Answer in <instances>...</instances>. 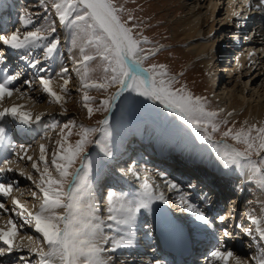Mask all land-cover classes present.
I'll list each match as a JSON object with an SVG mask.
<instances>
[{"label": "snow or ice", "instance_id": "obj_1", "mask_svg": "<svg viewBox=\"0 0 264 264\" xmlns=\"http://www.w3.org/2000/svg\"><path fill=\"white\" fill-rule=\"evenodd\" d=\"M261 3L264 4V0H261ZM42 6L47 7L43 3ZM51 7L55 9L59 24L70 29L69 38L73 47L79 48L81 59L77 64L84 68L80 75L83 107L87 109L89 116L93 111L109 112L114 102L121 97V93L131 90L142 97L159 102L168 112L174 113L181 121L196 130L201 140L212 143L214 134L220 133L222 139L216 143L223 146V150L218 151V155L224 167L235 166L239 169L250 167L252 172L250 179H257L261 185H264V122L257 124L245 120L239 126L232 122L231 126L221 130L222 125H229L227 118H220L223 109H210L206 97L193 94L186 85L177 87L178 82L174 75H170L166 65L150 64L144 67V61L155 53L146 51L142 47L143 44L149 43L147 36L138 34L136 31L138 25L130 23L135 20L134 16L129 14L127 19L123 18L125 8L123 5L118 6L116 0H54ZM32 15L29 13L28 19L21 18L26 25H32V30H25L22 34L17 30L10 35H0V45H7L14 50L43 46L44 58H51L60 44L59 37L53 35L57 31L56 21L53 20L50 25L40 24L37 27L36 23H39V20L34 22ZM234 15L238 16L239 13ZM4 59H6L4 53H0V61ZM94 60L101 62L98 67L103 75L99 79L92 77L96 69L88 67L89 62ZM39 64L40 61L33 58L31 67L37 68ZM39 70L44 71L42 68ZM61 71L67 74L68 69L63 68ZM77 71L79 72L80 69L78 68ZM19 77V73L0 74V101L10 97L14 91H20L13 83L18 81ZM39 82L43 91L51 98L50 102L62 104L64 97L54 90L50 77L41 75ZM23 83L32 87L29 80H24ZM69 83V79H63L61 89L66 91ZM89 88L105 92L112 88L116 90L104 98L99 107L94 108L91 102L95 97L88 94ZM44 115L41 113L33 119L31 112L23 105L13 104L0 110V122L12 117L20 124L31 127L40 124ZM231 115V112L227 113V116ZM97 124V127L80 125V131L76 133L79 139L74 143L69 137L72 135V129L76 127L75 122L64 124L60 128L59 138L56 140L50 161L45 144L39 146L38 160H33L32 156L27 155L28 149L24 145L13 148L17 159H27L31 162L32 169L39 174L37 181L22 169L11 167L15 161L7 155L9 146L6 141L9 129L4 123H0V145L4 146L0 149V155H3L2 163L5 165L0 167V174L19 172V175L26 176L32 181L42 194L39 209L35 212L26 208L16 197H12L11 211L15 216L20 217L21 222L18 223L16 219L10 217L7 226L0 227V245H2L0 256L11 253L14 249H26L39 258L37 264H108L102 254L130 245L134 235L133 227L141 210L151 211L154 199L164 200L163 195L154 196L150 190L151 186L145 181L138 196L129 198L114 191L108 192L107 223L96 215L98 209L92 201L89 189L88 172L91 169L85 162L88 145L100 146L105 157L113 156L108 146L111 137L107 127L108 118L99 120ZM50 127L55 128L56 125ZM96 133H101L103 139H94ZM45 137L48 138L47 131ZM228 139L234 143H227ZM236 145H243V148H238ZM77 161L80 162L81 167H76ZM41 164H43L42 168ZM133 175H136L134 171ZM17 183L0 182V210L5 213L9 209L2 202V198L10 196ZM170 186L176 187L175 184ZM32 196L35 197L36 193L33 192ZM58 209L64 211L59 212ZM187 210L193 211L191 206H188ZM195 219L205 225L209 223L202 212L197 213ZM219 219L223 221L225 218L221 216ZM251 220L257 225L255 231L258 233V239L264 241L261 221L257 217H251ZM28 227L39 234L37 240L42 239L43 244L47 245V250L34 243L33 236L19 235ZM105 227L115 228L118 233H123L118 240L111 239L113 244L111 249L101 247L97 243L98 237L102 238L105 244L109 243L108 237L101 236ZM245 231L247 235H252L251 230ZM224 235L226 237L229 235L227 230ZM210 255L216 264H230V261L233 264H244L241 257L223 246L216 247ZM252 259L258 260V264H264V252L260 257H252ZM21 260L22 264H30V261L23 257ZM156 264L160 262L157 261Z\"/></svg>", "mask_w": 264, "mask_h": 264}, {"label": "rangeland", "instance_id": "obj_2", "mask_svg": "<svg viewBox=\"0 0 264 264\" xmlns=\"http://www.w3.org/2000/svg\"><path fill=\"white\" fill-rule=\"evenodd\" d=\"M5 1L8 3L11 1V3H13L15 8L17 9L16 18H15L17 22H14L13 19L10 20L11 28L6 30L7 31L6 35H10L13 31H17V30L21 32L20 29L23 26L22 25L23 20L21 18L24 17V19H28L29 13L33 14L31 18L34 20V22L37 19L39 20V23H36L37 27H39L40 24L50 25L53 20L56 21L55 26L57 28V31L53 35L59 37L60 44L58 45L54 59L56 58L55 61H61L63 62V64H65L66 68L68 69V74L70 75L72 80V81L70 80L71 81L70 87L66 91L67 97L65 98V100H63L62 104L50 102L51 98L48 96L47 93L43 91L42 85L39 82L40 75L39 76L37 74L34 75V73L29 72L26 75L25 74L20 75L18 81H16L18 83L14 82L15 87L20 89V91H14L13 94L10 97H8L10 101L8 98L7 100L0 101V110H3V108L5 107H9L10 104L11 105L19 104V105H23L26 110L31 112L33 119L35 118L36 115H39L41 113L45 114L42 117V122L40 124H37L39 125L38 129L39 131H41V134L36 138L31 139L29 143L31 149H29L27 155L32 156L33 160H38L40 155L39 146L41 144H45L48 150L47 154L50 161L52 151L56 147V140L59 138L60 128L64 124H67L70 121L75 122L76 127L72 129V135L69 137V140L74 143L77 139H79V136L76 133L80 131V125H84L86 127H97L98 126L97 122L99 120L104 119L106 117V114L109 115V112L110 111L112 112V107L109 112L93 111V114L91 116L88 115L87 109L83 107V100H82L83 92L81 91L80 75L82 74L84 68L82 65L77 64V61L81 59V55L79 52V48L73 47L71 39L69 38L70 29H67L68 37L66 41L62 42V37H61L62 31L60 28L61 25L59 24L58 17L55 14V9L51 7L54 0H5ZM217 1L219 3H216L218 4V8L215 14H213V6H211L210 0H116V3L118 6L119 5L124 6L125 12L122 14L124 19H127L129 14L135 17V20L131 21L130 23H135L138 25V28L136 29L137 33L142 34L143 36H147L149 43L143 44L142 47L146 51H151V52H153L154 49H156V47H159L158 50L155 52V55H150L149 58L144 61V67H148L150 64L166 65L170 75L175 76L178 82L176 84L177 87H179L180 85H186L187 88L193 94L206 97L208 101V107L210 109L213 110L223 109L220 118L221 119L227 118L229 120V125H222L221 130H223L224 128L231 126L232 122H235L237 126H239L245 120L251 123V120L257 118L258 109L264 111L263 110L264 109V63H262L261 60H258L257 62L259 65L257 64L256 66H254L253 69L248 70L249 67L252 66L251 64L255 61V59L257 58L261 59L264 57V53H263L264 44L262 45L260 44V46H258L259 44L258 45L255 44L253 46H250L251 49L247 50L248 48H250L248 46L251 45L249 43H252L250 42V37H247L248 36L247 32L243 33V35H241L239 40L238 39L235 40L236 37H234V35L238 27L237 22L239 21V17L242 16L240 11L241 10L244 11L243 15H245V17H243V19H245L246 15L248 14V11L245 12L246 10L245 7H244L245 10L240 7L243 4L241 3L242 0H238V2L237 0H217ZM254 2H255L253 4L254 9L251 7V9L253 10L252 14L254 12L255 14L258 12L257 13L258 15L254 18L249 17L250 21L251 19H254V21L252 20L253 21L252 29L254 28L255 29L253 30L252 33L256 35H262L263 33L260 32L258 26L264 23V8L260 6L257 8V5H259L258 2L257 1ZM42 3L47 7L42 6ZM238 3H240L238 6V11L241 16L240 15L237 16L234 14L233 16H231L232 13L230 12V10H233V8L236 7ZM194 15H197V17H193ZM197 18H200V22H202L201 24H203L201 33L195 36L194 38L186 39L185 37L182 36V32L185 29L186 24H189L191 20L196 21ZM247 21L244 20V22ZM213 22H215L214 28H212ZM25 29L32 30V25H27V28L25 27ZM213 41H215L213 53L216 55L215 57H213L214 59H210L212 51L208 50V48L211 45V43H213ZM200 42L203 43V45H201ZM256 43H264V36H258V41ZM194 45H197L202 48L205 45H207V48L205 49L204 53L199 54L197 50H192ZM256 45L258 47H256ZM1 48L2 47L0 45V53H3ZM242 54L246 55L248 59L251 58L250 59L251 63L245 65V67L238 65L237 58ZM38 56L40 58L41 56H43V53H40ZM44 60H46L44 56L42 57V59H39L40 62H43ZM15 61L16 59L9 60V65L3 68L7 72H9L8 74L15 75L19 73L18 71H16L17 65L15 66V68H11L13 62ZM100 63L101 62L99 60H94V61H90L88 64V67L96 69V71L92 73L93 79H99L103 75L101 69L98 67ZM43 64H45L44 68L49 67L48 61H44ZM74 65H77V67L80 69L79 72L77 71L78 68H76L75 71L71 69ZM225 68L228 69L229 71L225 70ZM12 69L13 70L15 69L16 73ZM230 70L233 71L231 72ZM255 73L259 74L260 76V78H258L257 81H255V77H257ZM216 74H218V78H219L218 79V85H220L219 88H217V86H212ZM24 80L31 81L32 87H28L24 85L23 83ZM34 86L42 90L43 92L41 91L42 93L37 94L36 96H30L31 93L33 92ZM115 90H116L115 88H112L109 89L107 92H105L103 90L89 88L87 91L90 96L95 97V99L91 103L94 108H97L99 107L101 101ZM125 98L127 99L125 100ZM249 108H253V109H251V112L248 114L249 115L248 118L244 119V117H240L241 116L240 114L243 113L244 111L249 110ZM166 110L163 107V105L159 104V102L147 99L145 97L140 96L138 93L129 90L127 94H125V96H123V98L120 101L117 116L114 117L115 119H113L112 121H109V124L107 126L109 131L111 132V137L109 138V145H108L111 151H113L114 148H116V145L120 141V138L126 139L127 142L129 141L133 142L135 135L141 137L144 134L145 135L147 133L149 134L154 130L163 131V129H166L167 127L168 128L171 127V129L173 130L174 129L178 130L179 133H184V135L185 133L186 135H189L190 134L189 132L192 133V131H190L188 128H184L183 126L184 124L180 121L179 117H176L175 114L170 113ZM229 112L232 113L230 117L227 116V113ZM14 121L16 122V120H14L12 117H7V122L5 121L0 123H4L5 125H7L10 124V122H14ZM53 124L56 125L55 128L50 127V125ZM145 128L147 130H145ZM45 131H47L48 133V138L45 137ZM214 136L217 137L218 139L221 138L220 133H216L214 134ZM93 138L103 139L101 133H96ZM228 141L231 143L233 142L231 139H228L227 143H229ZM6 143L9 146L8 158L13 159L15 161L11 165V167L16 169H22L26 174H31L33 176V179L38 181L39 174L32 169L31 162L27 161V159L19 160L15 157V154L12 149L18 148V146H16L15 143H11L10 146L8 140ZM239 146L243 148V145H239ZM109 158L110 157L104 156L100 146L95 144L88 145V149L85 156V162L90 165V169H91L88 172V178L90 181L89 189L91 192L92 201L95 207L98 209L96 215L101 219H104L105 221H107L106 218L108 215L106 209L108 206L107 191L109 189H112L117 194H124L126 196L128 195L127 197L131 198V195L138 196L142 191V186H141L142 181L144 182L147 181L148 184L151 183V181L148 180V175L145 170L142 171L143 177L141 175L133 177V175L127 174L128 172L125 173L124 168L126 167L124 163L122 164L123 165L122 167H119L120 169L119 172L123 171L125 173L124 174L125 176L126 175L131 176L132 181L129 184L126 185L123 184L118 187L113 186V188H111L108 185L107 187H103L105 181H107L111 186V184L114 183L116 184V181L119 180L120 177L117 176L115 179L112 178L111 176L104 177V173L106 172L104 170L105 166L110 165L109 163H111V159L113 160V157L111 159ZM254 159L256 158L254 157ZM176 165L177 164L174 163V166ZM181 165H178V168H174V169L177 171H179L178 169L184 171L187 165L186 166L184 165L181 166ZM1 166L5 167L4 164L0 165V167ZM40 166L42 168L43 164H41ZM76 167H81L79 161H77ZM111 168L113 169L112 166ZM245 168L248 169V171H251L250 167H245ZM52 170H53V174L55 175L56 173L54 168ZM158 172H159L158 175L161 177V179L160 178L159 180L157 179L158 183L164 184L165 187L168 186L169 188L173 189L172 191L170 190L172 194L168 193L169 192L168 191L167 194L163 196L166 198V201L167 198L169 197L168 196L169 194L170 196L173 195L172 198L173 201L176 200L175 202H178V204L182 203V205L180 206L177 205L172 207L174 210H176V213H182V216H178V219H176L177 221H179L182 224L190 223L193 225V231H203L209 233V235H213V233H215V235H219L221 230H217V229H220L223 226L226 227L227 231L230 230L231 227L228 226V222L219 223V221H215L213 219L214 217L213 212L211 214L210 210L208 209L210 205H207L202 198L201 199L200 197L196 198L195 201V199L193 200L194 196L191 198L190 196H188V194L191 193L189 192V190H187V188H189L191 184L192 185L194 184L195 185L194 187H198L197 186L199 184L198 181L196 182L195 179L193 180V178H191L190 181L181 184L178 180H175L169 174L168 176L167 173L165 175V171L158 170ZM160 172H162L163 174L162 173L160 174ZM14 173L19 179L15 177H11V175L9 176L7 175L8 178L5 180L3 177V180H1L0 182L13 181L19 183V181L22 180V178H24L26 179L27 183H25L24 185L23 184L19 185L17 183L11 195L2 198V202L5 203L9 211L5 213L2 210H0V227H6L7 220L10 217L16 219L18 223L21 222L18 221L20 217L15 216V213L11 211L13 207L12 197H16L17 199H19L21 204H23L26 208H28L30 211L33 212L39 209L40 202L42 199V194L32 183V181L28 180L26 176L19 175V172H14ZM83 175L84 173L82 172L81 176L83 177ZM188 175H190V173ZM139 177L140 179H142V181H140V179H137ZM231 181L234 185L237 182H239L241 185L240 193L242 192L244 193L243 198L240 202L238 201V199H235V197H233L234 199L231 198L230 200V202L231 201L233 202L235 200L230 205H234L236 209L238 208L237 211H239L240 209L239 214L242 215V217L238 219V222L245 221L243 219L246 213L248 214L246 218H249L250 220L251 217H257L260 220L264 219V185H261L257 179H251L250 182L246 185H244L243 179L240 180L232 179ZM121 182L122 180L119 181V185L121 184ZM172 184H175L176 187L175 188L171 187L170 185ZM203 187H205V185ZM153 189L154 188H151V191L155 195V189L154 190ZM201 189L202 187L199 188V191ZM160 190L162 189L159 188L157 190L159 192V195L157 196L155 195L156 197L165 194L164 193L165 191L163 192ZM33 192L36 193L35 197L32 196ZM215 192L216 193L208 195L209 199L208 198L206 199L209 200L210 204L213 205L214 207L221 208L223 206L222 208H224L226 205L224 204L225 200L222 198L224 195L221 197V194H217L216 190ZM201 193L204 194L203 195L204 197L206 196V192L204 193L203 190L200 191V194ZM226 195L230 196L231 194H226ZM181 199L182 201H180ZM186 200L190 204L188 205L192 207L193 211L187 210L188 205ZM217 201L220 204H218ZM159 203H162L163 205L165 204L164 211L166 213L167 212L170 213L171 216L170 218L173 219L174 217H176V214L170 211L173 209L168 208L169 205H167V202L160 201ZM236 204L238 206H236ZM224 209H222L221 212L223 217L225 216V214H223ZM57 211L63 212L64 209H58ZM154 211L156 212V209L155 210L151 209V211L146 210L144 213H146L147 216L143 213L139 214L140 216H137L138 223L139 220L141 219L140 224L137 225L139 233L134 234L135 244L138 247L142 245L145 238L150 237L152 233L150 230L151 228H156L159 225H162L163 222L162 218L159 217L160 215L155 216ZM201 212L205 215V217L209 222L207 225L195 219L196 214ZM145 216L151 217L150 222L148 219H146ZM145 219L147 221H145L146 223L144 224L143 220ZM149 224H153V226L151 227ZM260 226L264 228V221H261ZM231 229L232 231L230 232L236 235V233L233 232L234 231L233 228ZM155 230H158V228H156ZM223 230H225V228L224 229L222 228V231ZM28 232L23 231L20 232L19 235L20 236L31 235L33 236L34 242L36 244L38 245L40 244L45 249H47V245L43 244L42 239L37 240L39 234L35 233V231L32 233H28ZM111 232L113 238H120V236L123 235L122 232L118 233L115 228H113L112 231L105 230L103 228L101 232L102 234L101 236L109 238ZM235 238H232L231 236L230 240L228 239L223 240L224 242L216 241V243L213 244L210 247V249H207L206 252L211 253V251H213L216 247L222 246L223 243L225 242L226 243L227 242L233 243V241L236 242ZM237 241L239 242V239H237ZM103 242H104L103 239L98 237L97 243L100 244L101 247H102L101 243ZM240 244L242 245V243ZM257 244H258L257 247H259L260 251L257 252L247 251L244 245H242V249H245V252L244 253L240 252L235 255L236 256L240 255L239 257L243 259L244 264H255L254 263L255 260L253 261L252 257H260L262 252H264V241H260L258 239ZM106 247H107L106 249L112 248L111 245ZM13 252H14L13 254L11 252V253H6L3 256H0V258H3L0 264H22V260H21L22 257L30 261V264H37V261L39 259L34 254L29 253L26 249H21V250L14 249ZM110 253L111 251H107L104 252L102 255L105 257ZM10 254L12 255L9 256ZM5 256H7V258H4ZM124 256L125 255H121L120 258L121 259L123 258V260H125ZM149 258H150L149 256H145V258L141 257L139 259L140 261L139 260L137 261V264H146V263L148 264ZM209 258L211 259L207 264H216V262L212 260L211 255ZM159 260L161 261V259H157V261ZM131 264H135V263H131ZM230 264H233V262L230 261Z\"/></svg>", "mask_w": 264, "mask_h": 264}, {"label": "bare ground", "instance_id": "obj_3", "mask_svg": "<svg viewBox=\"0 0 264 264\" xmlns=\"http://www.w3.org/2000/svg\"><path fill=\"white\" fill-rule=\"evenodd\" d=\"M211 1V6H213V14H215V12H216V10H217V8H218V4H216V3H219L217 0H210ZM243 1V4L240 6L241 8H243L244 9V7L246 8V10H245V12H247L248 11V14L246 15V18L245 19H243V17H245V15H243V13H244V11L243 10H241L240 11V13H241V15H240V13H239V11H238V6H239V4L240 3H238L237 5H236V7H234L233 8V10H230V12L232 13V15L231 16H233V14L234 13H239V15L241 16V17H239V21L237 22V30H236V33H235V35H234V37H236L235 38V40H239V38L241 37V35H243V33H246L247 32V37H250V42H252V43H249V44H251V45H249L248 47H250V46H253V45H255V44H259L258 46H260V44L262 45V44H264V43H256L257 41H258V36H264V23L261 25H259L258 26V28L260 29V32H262L263 34L262 35H256V34H253L252 32H253V30L255 29H252V27H250V29H248L247 28V25L250 23V25H252V20H254V19H251V21L249 20V17L251 18V16H252V9H250L249 7H248V5H251V4H247V5H245L244 3L247 1V0H242ZM242 1H241V3H242ZM237 2H238V0H237ZM255 3V2H254ZM10 4H11V13L10 14H12L13 16H12V18H13V20H15V18H16V11H17V9L15 8V6L13 5V3H11V1H10ZM259 4V3H258ZM235 5V4H234ZM240 8V9H241ZM249 8V9H248ZM258 8V7H257ZM254 9V8H253ZM257 12V11H256ZM258 13V12H257ZM258 14H255V16H253L252 18H254V17H256ZM193 17H197V15H194ZM244 20L245 21H247V22H244ZM10 22V21H9ZM15 22H17V21H15ZM202 22H200V18H197V20L196 21H192L191 20V22L189 23V24H186V26H185V29L183 30V32H182V36L183 37H185L186 39L187 38H194L195 36H197V35H199L200 33H201V30H202V27H203V24H201ZM15 24V23H14ZM22 28L20 29L21 30V34L24 32V29H25V27L27 28V25L24 23V20H23V22H22ZM11 24L10 23H6V26L5 27H3V28H1L0 29V35H6V30H8V29H10L11 27ZM215 27V22H213V24H212V28H214ZM60 28H61V37H62V42H65L66 41V39H67V37H68V32H67V29L66 28H64L62 25L60 26ZM242 28H244V29H242ZM30 29V28H29ZM28 29V30H29ZM25 30H27V29H25ZM258 34V33H257ZM246 35V34H245ZM250 35V36H249ZM216 37V36H215ZM201 43V42H200ZM201 45H203V43H201ZM256 45V47H258ZM214 46H215V41H213V43H211V45L209 46V48H208V50H210V51H212L211 52V57H210V59H214L213 57H215V55L216 54H214L213 53V48H214ZM1 50H2V52L4 53V55H5V57H6V59H4V60H2V61H0V74H8L9 72H7L6 70H4L3 68L5 67V66H7V65H9V60H11V59H17L15 62H13V65L11 66V68H15V66H16V71H18L19 73H20V75H22V74H28L29 72H31V73H34V75L35 74H37L38 76L40 75H43L44 77H46V78H51V80H52V82H53V84H52V86H53V88H54V90L55 91H57L58 93H60L63 97H64V100H65V98L67 97L66 96V91L69 89V87H70V84H71V77H70V75L68 74V72H67V74H63L62 73V69L63 68H66V66H65V64H63V62H61V61H55V59H54V57H55V54H56V52L53 54V56L51 57V58H48V59H46V60H44V61H48L49 62V67L48 68H44L45 67V64H43V62H40V64H39V66L37 67V68H33V67H31V63L33 62V58H35V59H42V57L43 56H41L40 58H39V54L40 53H43L42 52V47L43 46H41L40 48H31V49H20V50H14V49H11V48H9L7 45H1ZM158 48L159 47H156V49H154V53L158 50ZM207 48V45H205L203 48L202 47H199V46H197V45H194V47L192 48V50H197V52H199V54H201V53H204L205 52V49ZM249 49H251V47L250 48H248L247 50H249ZM254 49H256V48H254ZM10 52V53H9ZM208 53V52H207ZM263 53H264V50H263ZM13 54V55H12ZM38 54V55H37ZM254 54V53H253ZM37 55V56H36ZM251 59V58H250ZM250 59H248V57L246 56V55H244V54H242L241 56H239L238 58H237V60H238V65H240V66H242V67H245V65H248V64H250L251 63V61H250ZM254 59V58H253ZM252 59V60H253ZM258 60H261L262 61V63H264V57L263 58H261V59H259V58H257V59H255V61L251 64L252 66L251 67H249V69L248 70H251V69H253L254 68V66H256L257 64H258ZM12 62V61H11ZM2 63H4V64H2ZM44 65V66H43ZM47 65V64H46ZM259 65V64H258ZM226 67H228V66H226ZM258 67V66H257ZM10 68V67H9ZM40 68H42V69H44V71H40L39 69ZM76 68H78L77 67V65H74L71 69H73L74 71H75V69ZM247 68V67H246ZM230 69V68H229ZM260 69H262V68H260ZM7 70H9V69H7ZM13 70V69H12ZM225 70H228V69H226L225 68ZM255 70H256V68H255ZM15 73H16V71H15V69L13 70ZM26 71H27V73H26ZM229 71V70H228ZM231 71V70H230ZM233 71V70H232ZM231 71V72H232ZM254 72V71H253ZM256 72V71H255ZM11 73V72H10ZM13 73V72H12ZM30 73V74H31ZM256 74V73H255ZM216 77H215V79L213 80V83H212V86H217V88H219L220 87V85H218V74H216L215 75ZM256 76L257 77H255V81H257V79L258 78H260V76H259V74H256ZM254 77V76H253ZM29 78H30V76H29ZM63 79H69V80H71L70 81V83L67 85V90L66 91H63L62 89H61V85H62V83H63ZM15 83H18V82H16V81H14ZM13 82V83H14ZM36 86V85H35ZM34 86V88H33V92L31 93V95L30 96H36L37 94H40V93H42L43 91L42 90H40V89H38L37 87H35ZM22 90V89H21ZM42 91V92H41ZM129 91V90H128ZM128 91H125V92H122L121 93V97L120 98H118L115 102H114V106H112V112L110 111L109 112V115H107L106 114V117L108 118V121H112L113 119H115L114 117H116L117 116V113H118V107H119V104H120V101H121V99L123 98V96H125V94H127V92ZM23 93V92H22ZM7 98L8 97H6L4 100H7ZM9 99V98H8ZM3 100V101H4ZM9 101H10V99H9ZM13 105V104H12ZM11 106V104L9 105V107ZM250 106V105H249ZM251 109H253V108H249V110H247V111H244L243 113H241L240 115V117H244V119H246V118H248V114L251 112ZM264 110V109H263ZM256 111V110H255ZM252 115V114H251ZM250 115V116H251ZM256 117V116H255ZM239 118V117H238ZM243 119V120H244ZM251 119V118H250ZM249 120V119H248ZM262 122H264V111H261V110H259L258 109V114H257V118L255 119H253V120H251V123H257V124H259V123H262ZM38 135H32V137L31 136H24V137H19V138H14V139H11V141H10V144H11V142L13 143H15L16 144V146H18L19 147V145H24L27 149H28V151L27 152H29V149H31L30 148V146H29V143H30V141H31V139H33V138H36ZM9 139V138H8ZM7 142V141H6ZM229 142V141H228ZM128 143V145H130V143L129 142H127ZM132 143V142H131ZM229 144H233V142L231 143V142H229ZM13 145V144H12ZM31 145V144H30ZM3 146V145H2ZM32 146V145H31ZM4 147V146H3ZM236 147H238V148H241L239 145H236ZM3 149V148H2ZM12 149V148H11ZM132 151H130L129 152V154L125 157V158H123V159H120V160H116L115 162H113L114 164L112 165V167H113V169L117 172V173H120V175L119 174H111V177L112 178H116L117 176H120V177H122V176H125L124 174L125 173H127V174H131V175H133V171L136 173V175H133V177H136V176H139V175H141L142 176V171L143 170H145L146 171V173H147V175H148V180L149 181H151V183H149L150 184V186H151V188H154L155 189V195L157 196V195H159V192L157 191L160 187V189H162V190H160V191H163L164 192V190L165 191H169L170 192V190L172 191L173 189L172 188H169L168 186L167 187H165V186H162V185H160V184H158V181H157V179L159 180V178L161 179V177L158 175V170L159 171H161V170H163V171H165V175H166V173H167V176H168V173H172V177L174 178V179H176V180H178L181 184L182 183H184V182H187V181H190V179L191 178H193V180L195 179L196 180V182L198 181L199 182V184L197 185L198 187H194L195 185L193 184H191L190 185V187L189 188H187V190H189V192L191 193V194H188V196H190V198L191 197H193V199L194 198H199L200 197V199L202 198L203 199V193H201L200 194V191L201 190H203L204 191V193L206 192V196L204 197V201L206 202V204L207 205H211L210 204V201L209 200H207L206 198H208V195H210V194H213V193H216L215 192V190L217 191V194H220L219 193V191L217 190V189H215V187H213V186H211L210 185V183L207 181V180H205V179H203V178H201V177H199V175L197 174V173H195L192 169H190L189 167H187L186 166V169L184 170V171H187V172H184V174L182 173V172H180V171H177V170H175V169H172V168H178V165L179 164H177L176 166H174V160L171 162L170 160H168V159H165V158H158L156 155H151V154H149V153H147L146 154V157H144L143 158V160H140V161H138V162H136V164L135 165H132L133 164V160H134V158H132ZM3 159V155H0V160H2ZM151 160H154V161H156L160 166H153V164L151 163ZM125 163V167L126 168H124V172L122 171V172H119V167H122L123 165L122 164H124ZM1 165H3V164H1ZM167 165V168H169V172L165 169L166 166ZM183 165H186V164H183ZM2 167V166H1ZM163 167H165V168H163ZM128 168V169H127ZM221 169H223V167L221 168ZM178 170H180V169H178ZM182 171V170H181ZM243 172H244V177L242 178L244 181H245V179H246V177H247V173H248V169H246V168H244L243 169ZM251 172V171H250ZM162 172H160V174H161ZM190 173V175H188ZM4 174V173H3ZM3 174H0V181H1V178L3 177ZM9 176V175H11V177H15V178H17V176H16V174L14 173V172H11V173H5L4 174V176H6L7 177V175ZM163 174V173H162ZM144 175V174H143ZM146 175V176H147ZM143 177V176H142ZM164 177V176H163ZM8 178V177H7ZM146 178V177H145ZM17 179H19V178H17ZM137 179H140V177L139 178H137ZM232 179H235V180H237V178H232ZM231 179V180H232ZM10 180V179H9ZM240 180V179H239ZM140 181H142V179H140ZM231 183H232V181H230ZM237 182V181H236ZM25 183H27V181H26V179H24V178H22V180H20L19 181V185L21 184H25ZM144 183V181H142V184ZM163 183V182H162ZM179 183V184H180ZM238 183L239 182H237L236 184H237V187H239L238 186ZM124 184V181H122L121 182V184L119 185L118 184V186H121V185H123ZM154 186H153V185ZM176 184V183H175ZM236 184H235V186H236ZM177 185V184H176ZM189 185V184H188ZM205 185V187H203ZM142 186V185H141ZM187 186V185H186ZM209 186H210V188H209ZM200 187H202V189L199 191V188ZM209 188V189H208ZM153 189V190H154ZM206 189H208V190H206ZM151 190V189H150ZM108 191H113L112 189H109ZM165 194H162L163 196H165L166 195V192H164ZM171 193V192H170ZM154 194V193H153ZM172 194V193H171ZM175 194V193H174ZM226 194H231L230 196H228V195H226ZM154 195V196H155ZM169 195V194H168ZM224 195V196H223ZM128 196V195H127ZM130 196V195H129ZM223 196V197H222ZM131 197H132V195H131ZM172 197H173V195L172 196H170L169 195V199L171 198V202L173 201V199H172ZM221 197L225 200V202H224V204H226L225 205V207L224 208H226L225 210H223V214H225V216H224V220L223 221H221L220 219H219V217L220 216H222V213H220V212H222V210H220L221 208H218V207H214L213 205L212 206H210V210H211V213L213 212V215H214V217H213V219L215 220V221H219V223L220 222H228V226H230L231 228H232V226H231V223H233L234 222V220L236 219V221H235V225H236V223H237V218H238V211H237V209H236V207H234V205H230L231 203H233L232 201L230 202V200H231V198L232 199H234L233 197H235V199H238V201L240 200L239 198L241 197V193H238L237 195H235V194H233V193H231V192H225V193H223V194H221ZM239 197V198H238ZM209 199V198H208ZM209 201V202H207V201ZM211 200V199H210ZM160 201H166V198L164 197V200H160ZM159 200H157V199H154V201H153V203H152V208L151 209H156V212H160L161 213V211L165 208V204L163 205L162 203H159L160 202ZM167 201H168V198H167ZM166 201V202H167ZM176 201V200H175ZM172 202L173 204H169V207L168 208H170V209H173L172 207H174V206H177V205H182V203H180V204H178V202ZM180 201H182V199L180 200ZM237 201V202H238ZM241 201V200H240ZM239 201V202H240ZM186 202H187V200H186ZM199 202V201H198ZM203 202V201H202ZM215 203V202H214ZM217 203L218 204H220L218 201H217ZM189 203L187 202V205H188ZM242 204V203H241ZM168 205V204H167ZM190 205V204H189ZM188 205V206H189ZM223 205V204H222ZM236 206H238L237 204H236ZM219 207H220V205H219ZM181 208V207H180ZM153 211V210H152ZM176 211V210H175ZM239 212H240V209H239ZM148 213V212H147ZM159 213V214H160ZM191 213V212H190ZM146 216H147V214L146 213H144ZM187 214V213H186ZM247 213L245 214V216H244V219L243 220H245V222L244 221H242V224H240V226L242 227V228H244V230H246V229H250L251 228V223H249L250 222V219L249 218H246L247 217ZM156 216V215H155ZM160 216H161V218H162V221H164L163 219H164V217L160 214ZM150 219H151V217H148V220H149V222H150ZM172 219V218H171ZM248 219V220H247ZM260 220V219H259ZM18 221H20V219L18 220ZM177 221V220H176ZM260 221H264V219H262V220H260ZM106 223H107V221H105ZM148 222V223H149ZM167 222V221H166ZM165 222V223H166ZM241 222V221H240ZM137 221H136V224L134 225V227H133V232L135 231V229H136V225H137ZM218 223V224H219ZM167 224V223H166ZM178 224H179V221H178V223H176V222H171L169 225L172 227V230L174 229L175 231H174V233H178V231H176V230H178ZM223 224V223H222ZM224 225V224H223ZM235 225L233 226V228L235 227ZM219 226V225H218ZM226 226V225H225ZM163 227V222H162V225H159L158 227H156V228H158V230L159 229H161ZM256 227H257V225H256ZM256 227H254L253 226V229H256ZM156 228H152V229H156ZM221 228H223L224 229V226L223 227H221ZM230 228V230L228 231V233H229V235L227 236L228 238L229 237H231L232 236V238H235L236 239V242L235 241H233V243H223V247L225 248V249H227V250H231L234 254H238V253H240V252H242V253H244L245 252V249L247 250V251H255V252H257V251H260L259 250V247H257L258 246V233H257V235H254V236H256V239H254V241H252L251 240V238L250 239H248V240H244V239H242V236L241 235H235L234 233H231L230 231H232V229ZM105 230H111L112 231V229H108V228H104ZM151 229V230H152ZM225 229H226V227H225ZM253 229H251V230H253ZM197 230V229H196ZM217 230H219V229H217ZM23 231H29L28 233H32V232H34V229H31L30 227H28V228H25V229H23L21 232H23ZM210 231V230H209ZM208 231V232H209ZM222 231V230H221ZM218 232V231H217ZM224 232L225 231H222V232H220V234L219 235H223V236H225L224 235ZM234 232V231H233ZM253 232L254 231H252V234H253ZM36 233V232H35ZM38 234V233H37ZM240 234V233H239ZM102 235V234H101ZM116 237V236H115ZM226 237V236H225ZM113 237H112V232H111V234H110V236H109V243H107V244H105L104 242L103 243H101V245H102V247H104V248H107L106 246H109V245H111L112 247H113V244L111 243V239H112ZM222 238V237H221ZM115 239H119V238H115ZM219 239V238H218ZM237 239H239V242L237 241ZM242 239V240H241ZM227 240V239H226ZM229 240V239H228ZM215 240H213V242H214ZM219 241L220 242H224V241H222L221 239H219ZM27 242V241H26ZM148 242L149 241H143V243H142V245L140 246V247H138L136 244H135V240H134V235H133V237H132V239H131V244L130 245H128V246H125V247H121V248H118V249H116L115 251H111V253L109 254V255H106L104 258L108 261V264H127V263H129V264H131V263H135V264H137V261L142 257H144L145 258V256H150V257H152L151 258V260H150V262H148V264H156V262H157V258H159V252L156 250V248H154V246L153 245H148L147 247H149V248H147V253H142L140 250H138L137 248H143V247H145L147 244H148ZM35 243V242H34ZM151 243V242H150ZM240 243H242V245H244V247H245V249H242V245L240 244ZM260 243V242H259ZM38 245V244H37ZM38 246H42V245H38ZM132 248H134L135 250L133 251L132 250ZM126 249V250H125ZM21 250V249H20ZM45 250H47V249H45ZM15 252H17V251H15ZM18 252H20V251H18ZM22 252V251H21ZM14 252H12V254H13ZM12 254H10L9 256H11ZM112 255H113V257H112ZM121 255H125L124 257H125V260H123V258L121 259L120 258V256ZM242 255V254H241ZM8 256V257H9ZM140 256V257H139ZM153 256H154V258H153ZM240 256V255H239ZM4 258H7V256H5ZM1 260H0V262H2V260H3V258H0ZM243 260V259H242ZM245 260V259H244ZM140 261V260H139ZM254 261V260H253ZM195 262H199V261H195ZM255 264H258V260H255V262H254ZM147 264V263H146ZM160 264H162V262L160 261Z\"/></svg>", "mask_w": 264, "mask_h": 264}]
</instances>
